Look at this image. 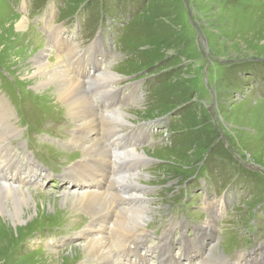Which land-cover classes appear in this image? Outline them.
<instances>
[{"label":"rangeland","instance_id":"1","mask_svg":"<svg viewBox=\"0 0 264 264\" xmlns=\"http://www.w3.org/2000/svg\"><path fill=\"white\" fill-rule=\"evenodd\" d=\"M21 18L27 21L25 31ZM96 40L101 42L95 54L101 62L98 75L114 72V86L133 94L120 102L131 124L122 133L143 130L135 149L147 157L139 162L135 181L150 208L145 246H155L173 218L182 224L171 239L173 253L179 254L183 238L199 236L198 229L206 227L205 202L225 199L215 217L216 238L205 239V251L214 246L228 262L240 255L259 257L264 0H0V100L8 102L10 121L20 131L4 144L10 143L18 165H28L27 152L47 173L38 185L22 184L36 201L25 221L9 228L0 221V264H91L95 259L83 246L89 239L75 235L86 229L83 221L89 223L90 216L62 200L76 183L66 171L86 158L73 140L83 123L69 116L70 105L60 103L55 91L41 92L47 86H40L43 77L30 68L26 53L34 44L43 53L49 50L45 58L51 69L69 67L88 59ZM67 43L75 45L73 53ZM4 151L1 160L8 156ZM94 151L96 158L103 154L101 148ZM200 257L195 251L194 259Z\"/></svg>","mask_w":264,"mask_h":264},{"label":"bare ground","instance_id":"2","mask_svg":"<svg viewBox=\"0 0 264 264\" xmlns=\"http://www.w3.org/2000/svg\"><path fill=\"white\" fill-rule=\"evenodd\" d=\"M24 18L27 19L26 16ZM24 18H21L19 27L25 31L27 21ZM61 42L62 38L58 40L59 50L64 48L60 46ZM95 42L98 45L93 46L95 50L89 54L90 57L76 62L80 67L76 66V63H70L69 67L61 65L51 69L50 60L45 58V55L48 57L49 50L43 53L34 44L28 45L31 50L26 53V56L32 58L30 68L34 69L35 75L43 77L40 86L48 88L41 92L48 95L49 92L55 91V97L60 103L70 105L69 116L83 123L73 140L77 141L74 143L80 144L86 158L74 169L66 171V178L74 179L76 183L73 193H68L69 190L63 193L62 200L65 206L79 207L91 218L89 223L85 218L83 222L86 229L75 234L89 239L83 246L88 254L95 257L91 264H202L205 261L210 264H264V244H260V256L253 257V260H246L244 255H240L239 259L228 262L223 255L216 254L214 246L212 251H205V239L216 238L215 217L219 210L225 208V199H218L216 203L205 202L208 210L206 227L198 229L199 236L192 239L185 236L183 250L179 254L173 253L171 239L175 229L181 228L182 224L173 218L158 243L152 247L145 246L149 234L144 229V224L150 208L139 193L141 185L135 181L139 175V162L145 161L147 157L135 149L143 130L133 127L128 134L122 133L121 128L131 124L124 116L127 113L120 109V102L129 100L133 94H121L114 86L117 77L114 72L105 71L98 75L99 71L96 70L101 62L95 54L100 50L101 42ZM69 46L73 49H69ZM67 47L66 50L73 53L75 45L67 43ZM106 54L104 52V56ZM88 65H93L90 73L86 70ZM99 77L104 80L100 81ZM84 78L87 80H83ZM10 112L8 102L5 104L0 100V151L6 150L9 156L6 160H1L0 152V221H4L3 224L7 228L11 227V223L17 227V224L23 223L31 211L29 205L36 202L34 195L23 189V185H38L41 183L40 177L47 174L27 152L28 165H18V160L9 148L10 143L4 144L8 136L20 134L18 126L10 121ZM96 148L103 150L100 158L94 157ZM24 171H27L26 175L22 174ZM195 251L201 256L198 260L194 259Z\"/></svg>","mask_w":264,"mask_h":264}]
</instances>
